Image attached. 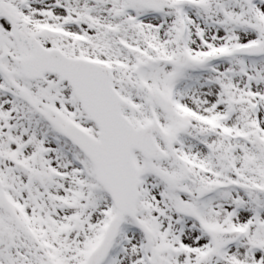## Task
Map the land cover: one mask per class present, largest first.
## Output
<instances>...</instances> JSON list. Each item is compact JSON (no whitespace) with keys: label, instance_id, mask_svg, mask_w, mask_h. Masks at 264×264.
<instances>
[{"label":"snow or ice","instance_id":"snow-or-ice-1","mask_svg":"<svg viewBox=\"0 0 264 264\" xmlns=\"http://www.w3.org/2000/svg\"><path fill=\"white\" fill-rule=\"evenodd\" d=\"M0 264H264V0H0Z\"/></svg>","mask_w":264,"mask_h":264}]
</instances>
